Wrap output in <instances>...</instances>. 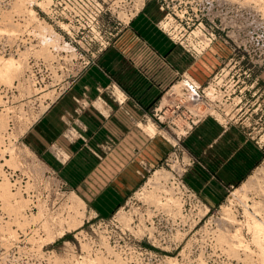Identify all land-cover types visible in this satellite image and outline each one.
Masks as SVG:
<instances>
[{"label": "rangeland", "instance_id": "rangeland-1", "mask_svg": "<svg viewBox=\"0 0 264 264\" xmlns=\"http://www.w3.org/2000/svg\"><path fill=\"white\" fill-rule=\"evenodd\" d=\"M242 1L239 0L237 2L234 0L231 2L234 4L238 3L243 7H247L250 11H254L257 15L259 14L262 18V21H260L261 23H263L262 27L250 31V34H252V38L250 37L251 41L246 45V48L244 45L240 46L235 43L233 44V42L227 37L226 33H216L217 38L214 43H220L221 45V48L219 46V48L222 50V53L219 55L221 57V60L218 63V68L212 78L206 84L199 85L200 88H206L207 85L210 86L212 84L213 92L211 95L206 96L214 102L209 103L210 105H212L211 109L216 111L220 115V117L223 118V120L219 119L220 122H222L223 124L230 123L243 126V128L248 131V135L251 138H254L255 141H258V139H260L261 145H263L264 0ZM3 2L4 0H0V4ZM53 2L55 4V0H53ZM13 3L14 0H9V7L5 11L3 9L1 10L0 17L4 12L3 14L5 20L1 21L0 19V23H4L3 27H1L2 25L0 24L1 29L6 30L7 27L11 30L12 27L20 23V25L23 26L21 27V29L15 27V30L17 32L13 35H16L23 28L30 29L31 32H34L42 31L41 28L44 26L52 27L55 32L62 37L60 38L61 46L66 43L70 46V48L74 50L73 52L75 53L71 51H65L64 49L55 50L51 47L49 49L50 57L38 55L43 49L42 46H39L38 36L34 35L38 40L36 42L37 47L31 44L19 50L15 55H1V57L9 58L12 56L18 59L19 54L25 51V49H30L31 47L33 48V52H29L28 56L24 60V67H22L23 69L20 70L18 75H16L18 77H15L11 84H6V82L0 81V84H4L5 87L16 89V92H13L11 94V99L9 98V100H11V103L8 104L4 97V102H7V104L4 106L3 114L5 115L7 121H4V115L0 112V123L2 124H0V127L6 130L7 124L9 128V115L12 112L16 113L17 123L15 129H13L12 132L14 136H11L14 139L20 141L22 150L20 149L19 151L25 153L27 156L32 157V162L34 166H36V168L31 169L33 173H35V176L37 178H43L46 184L50 182V184L52 185V190H50L48 194L43 190L40 192L39 196L41 198V206L44 207L43 209L47 210H44V214L46 213V217L48 214V217H44L45 219H48L49 226L51 225L50 232H53L55 240L43 242V240L45 241L47 237L46 231H43L42 227L44 218H42V221L38 220L39 222L30 221L28 222L29 224H26L27 226L24 225L23 227L20 225L21 223H23L21 217H18V220H16V217L14 215H11V217L8 211H6V209H3L4 207L0 202V264H107L110 261L116 260L114 255L120 256L124 260V262H126L125 264H169L168 261L170 260H175L174 262H177L178 264H261L259 259L260 250L257 248V246L254 245L252 241V235L251 233H249L246 227V214L244 212L246 209L244 206H241V203L233 202V204L229 203V200L232 197V194L236 193L239 189H242L241 187L246 185L247 181L248 183L250 180L253 181L254 177V181H256V179L260 181L261 178L263 181L264 172L262 174L260 173V175L259 172L264 171H260L261 169H264V158L258 164L257 168H255V170H253L249 174V176L244 178L242 181H240L230 189L225 201L220 206L212 208L203 203V201L200 200L199 197L196 196V194H194L193 192L189 194L182 187V184L186 185L184 181V175L187 169L186 167L189 164V160L185 155L184 150L182 149V140L186 135L180 137L182 134L180 132H176L177 130L169 131L166 129L160 130L158 128L165 137L167 136V139L168 137H173L172 139L176 140L175 146L170 142L174 146V150L170 154L171 156L169 157L168 161L164 162V164L159 168H155L154 170H152L146 176L141 186L128 196L126 202L120 208H118V210H116V212L112 216H110L109 218L98 217L86 206L85 210L83 211L85 214L82 226L78 229L70 230L71 232L66 231V228H63V230L65 229V236H63L62 238H59L57 236L59 231L62 230V227L59 226V220L67 218L69 212L68 207H70L71 205L70 199L72 197L73 191L67 189V187L61 188L60 184L63 182H61L58 175H56L50 169L46 168L37 157L32 155V153L24 147L22 139L20 140V138H22V136L24 135V133H22L23 129L29 128L30 125L34 123V121H36L48 107L46 106L47 104H45L47 102V98L46 96H44V92H42L39 96H36V94L32 93L31 99L26 95L27 91H25V88L27 86H32V84H34V89L32 91L36 89L35 83L32 82L28 77V61L32 57L36 60L42 59V61H45L50 65V69L54 76V78L51 79L50 84H66L69 81L70 76H75L80 69L79 63H81L80 59L83 58V55L89 54L94 58L99 52H102L103 50L108 48L110 46L111 40L114 37H117L120 32H122L124 27H126V25H128L132 21V19L137 14H139L140 11L144 10L146 6L150 5L151 3H155L158 6L159 11L162 13V17L157 25L162 32L163 30L160 24L164 20L166 14L160 9L161 4L156 0L144 1V5H141L142 7L140 6L141 9L139 10V12L136 10V7L140 3H138L136 0H81L79 1L80 12H77L80 15L75 19V22L76 20H80V23L75 24L74 22H71L72 26L77 27L78 29L77 31L71 30L74 36H70L65 33L61 29V27H59V24L54 22L55 19L53 15L49 14L51 12V8L48 9V12L41 6L34 5L31 6V8L30 6L25 5L24 7L27 6L30 10L32 9L36 13V20L34 22L36 24H32L33 20L31 19V21L29 17L26 18V13L24 14L23 12L28 11L27 7L26 10L23 11L22 9H25L23 7H20L21 11H19L20 9L18 7L16 9L14 8V10L12 9ZM54 4H52V6ZM49 6H51V4H49L48 7ZM128 15H130L131 20L128 24H126L121 16L127 17ZM5 22H7L9 26L5 24ZM83 22L86 23V29L79 30V27L81 28L85 26ZM11 23L15 25L13 26ZM64 24L71 25L67 23ZM4 25L6 26L4 27ZM258 25H260V23H258ZM12 30H14V28ZM23 33L24 32H21V34ZM235 33L238 36L241 33L242 38L246 36L241 30L240 33L239 30L235 31ZM240 41L241 39H239V43ZM29 43H31V41ZM215 44H213L212 46H214ZM210 49L211 48H208L207 51L203 52V55L191 56L194 59H199L203 57ZM35 50L39 51L38 54L37 52H34ZM61 59L65 60V62L69 63V66H71L68 72L58 73V70H61L62 66L61 62H59ZM85 60L89 61V59ZM54 62L56 65L55 68H53L54 65H52ZM75 66H77L78 69L74 71ZM188 75L190 76V74L185 72L184 74L177 77L167 88L166 92L171 86L173 87L172 90L174 88H179L178 90H180L181 87L183 88L184 82H188L189 80L182 79L183 81H181V76H183V78H187ZM50 84L48 83L46 85L45 90L47 89L48 92H52L54 96H52V98L49 97L48 102L54 101V99L58 96L55 89L50 88ZM180 84L182 86H180ZM177 86L179 87L177 88ZM20 95H23V97H21ZM38 97H40V99ZM24 99L27 100L20 103V101ZM209 99L208 101H210ZM27 101H31L30 103L32 104L35 101H39V113L27 114V111L23 110ZM15 103L16 105H12ZM166 103L167 96H165L162 100L163 105L161 106H164ZM203 112V114L207 113L205 115V119L214 118L216 120L218 117L217 115L210 116L207 108H203ZM205 119H203L202 121H204ZM224 120H226V122H224ZM150 122H152L156 126L153 121ZM173 133H178L177 137L174 136ZM160 171L169 175L167 187L169 189H174V195H176L174 198L175 201H179L180 199V207L183 205V207H181L180 209H178L176 204L174 206L173 203V205L170 204V206L172 205L171 207L174 208L166 207V209H163V211L162 209H160L159 211L158 208H155L148 202L144 200L139 201L138 199H136V193L147 185L150 179L155 176L154 174L156 172L158 173ZM261 175L263 176L260 178ZM163 180L161 184H164L165 179ZM256 182L258 183V181ZM261 183L262 182L260 181L258 183L259 185L257 184L258 187L264 186V182L262 184ZM11 184L15 185L12 182ZM27 184L31 185L30 189L28 190L31 191L33 185L30 182H28ZM158 185L159 184L156 183L153 186H149L148 188L151 190V188L153 189ZM253 185H255V182L253 183ZM20 187L22 188V186ZM185 187L189 189L187 186ZM258 187L256 186L254 188ZM252 188L249 190H252L253 192L251 191L250 193L249 191H247L249 193H246L249 203L247 202V200L246 202L249 205L250 213H253L252 208L250 207L253 206L254 203H264V198H261V196H263V193H261L262 190L258 191V189L262 188L259 187L258 189H256L258 193L254 190V188ZM15 190L17 192L18 189ZM24 191L25 188L22 191V197L26 200H29L27 196L24 195ZM227 204H232V207L228 206ZM175 207H177V209ZM37 208V206H30L27 208V210L24 211L23 215L25 217L28 216V218L30 219L33 214H37ZM169 208L175 209V212L174 210H172L168 213V210H171ZM225 208L228 209H226L227 212H225ZM177 210H182L181 213L179 212L181 215L177 213ZM120 211H122V214L119 215V217L121 218H118L117 214ZM149 212H152V216H150ZM170 212L172 214H170ZM229 212L230 216H228ZM174 213L177 215H173ZM168 214H170L171 216H169ZM174 216L178 217L175 218ZM226 218H228L229 220L231 218H234L237 222L235 221V223L234 221H232L234 223V225H232L230 224V221L234 219H231L230 221L227 219L229 221L228 222ZM236 229H240L239 231L242 230L241 235L243 237V240L250 245L251 251L250 253H245V255L244 252H240V259H238V257L232 256V254L229 255L230 253L228 252L227 245H222L223 243H220L218 239L219 237L217 238V235L220 236L219 233H231L233 235L235 234L234 230ZM55 232L57 234H55ZM152 234L154 235L153 237ZM181 234H183V236ZM39 238H41L42 240H40ZM41 241L44 244H47L44 245L41 243ZM107 248H111V251L107 250ZM225 250L227 251L225 252ZM108 251L111 253H109ZM98 258L101 260H99Z\"/></svg>", "mask_w": 264, "mask_h": 264}, {"label": "crops", "instance_id": "crops-1", "mask_svg": "<svg viewBox=\"0 0 264 264\" xmlns=\"http://www.w3.org/2000/svg\"><path fill=\"white\" fill-rule=\"evenodd\" d=\"M161 17L151 3L108 48L94 58L83 55L91 64L83 68L80 61L76 76L58 86V96L21 138L98 217L112 216L171 156L174 146L160 127L155 136L142 128L153 121L167 88L185 72L206 84L221 60L220 43L192 58L158 28ZM182 149L189 160L186 186L212 208L264 158V144L243 126L214 118L194 127Z\"/></svg>", "mask_w": 264, "mask_h": 264}, {"label": "built area", "instance_id": "built-area-1", "mask_svg": "<svg viewBox=\"0 0 264 264\" xmlns=\"http://www.w3.org/2000/svg\"><path fill=\"white\" fill-rule=\"evenodd\" d=\"M79 1L81 0H55V4L51 7V13L49 14L53 15L55 19L54 22L57 24L61 22L67 24L74 22L75 24H79L80 20H76L75 22L77 16L80 15L78 14L80 12ZM156 1L161 4L160 9L166 14L164 20L160 24L163 33L165 32L172 42L181 46V48H183L187 53L194 56H199V52H197L195 45L198 48L202 44V39L195 36V32L197 30H203L207 38L213 40V42L217 38L216 33H226L229 38L228 33L230 31L237 29L240 33L241 30L246 36L244 35L245 37L242 38L240 33V39L241 41L247 39V42L244 44L240 41V44L244 45L246 48V45L251 41L250 36L252 34H250V31L259 29L263 25V23L260 22L262 21V18L259 14L257 15L254 11H250L247 7H243L238 3L234 4L231 0ZM8 7L9 0H4V2L0 4V14L2 9L5 11ZM52 9H54V11H52ZM164 22L170 23V26L166 28L163 25ZM233 22L236 23V26L233 25ZM258 23H260V25H258ZM83 24L85 26L81 28L79 27V30L86 29V23L83 22ZM224 24H228V26L226 27ZM174 28H176L177 32H174ZM21 32L24 33L21 34ZM30 41L31 43H29ZM37 41L38 40L33 37L30 29L23 28L19 33L11 37L0 34V55H15L19 50L23 49L27 45L33 44V46H37ZM80 61L82 62L83 68H86L91 64V60L86 61L80 59ZM59 62H61L62 66L61 70H58V73L68 72L71 67L69 66V63H66L63 59ZM28 63V77L35 83L36 89H45L46 85L48 83L50 84L51 79L54 78L50 65L45 61H42V59L36 60L33 57L29 59ZM52 65H54L53 68L56 67L55 62ZM76 69H78L77 66L74 67V71ZM71 76L73 77V75ZM183 76H181V81L184 79L187 80V78H183ZM60 84L61 83L50 84V88L55 89L57 92ZM207 87H209V85H207L206 88ZM172 88L173 87L171 86L165 93V96H167V103L164 106H161L163 98L153 109L152 119L153 122L161 129L169 131L177 130V132L183 133V135H181V137H183L187 135L195 126L200 124L203 119H205L203 108H207V110L212 108L209 103L214 102L206 96L205 87L197 88L194 84H191V86L181 87L179 91L172 90ZM13 92H16L15 88H8L0 84L1 96L3 100L5 97L8 104L11 103L9 98L11 99V94ZM41 93L42 92L36 94V96H39ZM38 98L40 99V97ZM208 99L210 101H208ZM26 100L27 99L21 100L20 103L25 102ZM46 101H48V99ZM30 102L31 101H27L25 103L23 110L27 111V114L39 113V101H35L33 104ZM45 104H47V102ZM12 105H16V103ZM0 108L4 111V106H1ZM9 116L10 120L8 131L0 134V179L7 177L18 187L22 186L23 190L25 188L24 186L30 182L33 185V188L31 191H24L23 193L29 199L30 206L36 207L37 203L41 200L39 196L40 192L44 190L48 194V192L52 190V185L50 182L46 184L43 178L41 179L35 176V173H33L31 169L34 168V164L31 159L32 157L19 151V149L22 150L20 141L15 140L11 136L17 123V116L16 113L13 112ZM173 135L177 137L176 133H173ZM257 142L261 144L260 139H258ZM14 151L15 153H18L19 160L23 163L21 168L16 170L12 169L9 165H5V159H3V157L10 159L11 152ZM60 185L61 188L66 187L63 183ZM185 186L186 185L182 184L183 189L186 190L187 193H192V191L187 189Z\"/></svg>", "mask_w": 264, "mask_h": 264}, {"label": "bare ground", "instance_id": "bare-ground-1", "mask_svg": "<svg viewBox=\"0 0 264 264\" xmlns=\"http://www.w3.org/2000/svg\"><path fill=\"white\" fill-rule=\"evenodd\" d=\"M138 3H140V4H138V6L136 7V10L139 12V10L141 9L140 8V6L141 5H144L143 3H144V1H146V0H136ZM231 1H234V0H231ZM235 1H239V0H235ZM242 1V0H241ZM243 2V1H242ZM240 3V2H239ZM49 4H51V6H52V4H54V2H53V0H14V3H13V7H12V9H16L17 7L20 9V7L22 8H25V9H22V11L23 10H26V7L27 6H34V5H37V6H41L43 9H45L46 11H48L49 12V8H51V6H49L48 7V5ZM25 5H27L26 7H24ZM142 7V6H141ZM32 8V7H31ZM262 8V7H261ZM14 9V10H15ZM27 9H28V11H23L24 12V14L26 13V15H25V17L27 18V17H29L30 18V20L33 22L32 24H36V23H34L35 22V18H36V13H35V11L34 10H30L28 7H27ZM263 9V8H262ZM17 11H18V9H17ZM19 11H21V9L19 10ZM52 11H54V10H52ZM261 11V10H260ZM263 12H264V9H263ZM4 13V12H3ZM2 13V16L0 17V19H1V21L3 20V21H5L4 20V14ZM22 13V12H21ZM51 13V12H50ZM6 14V13H5ZM23 14V13H22ZM264 15V14H263ZM9 16V15H8ZM132 16V15H131ZM120 17V16H119ZM122 17V19L125 21V23L126 24H128L129 23V21L131 20V17H130V15H128L127 17L125 16H121ZM6 18V17H5ZM8 19V18H7ZM10 20H12V19H10ZM0 21V22H1ZM7 21V20H6ZM225 21V20H224ZM37 23H39V22H37ZM1 24V23H0ZM4 24V23H3ZM3 24H1L2 26L1 27H3ZM5 24H7V22H5ZM12 25H13V23H11ZM28 24V23H27ZM30 24V23H29ZM39 24H41V23H39ZM8 25V24H7ZM12 25H10V26H12ZM15 25V24H14ZM13 25V26H14ZM19 25V26H18ZM163 25L166 27V28H168L169 26H170V23H163ZM226 27L228 26V24H224ZM233 25L234 26H236V23L235 22H233ZM6 25H4V27H5ZM9 26V25H8ZM23 25H20V23H18V24H16L14 27H12V29L14 28V30H10L9 28H7L6 27V30H4V29H1L0 28V34H2V35H4V36H9V37H11V36H15V35H13V34H15L17 31L15 30V27H18V28H20L21 29V27H22ZM82 26V25H81ZM59 27H61V29L65 32V33H67L68 35H70V36H74L73 34H72V31L71 30H75V31H77V27H73L72 26V24L71 25H66V24H64V23H59ZM11 28V27H10ZM8 29V30H7ZM42 29V31H34V32H31L32 34H33V37H35V36H38V40H39V46H42V49L43 50H41L40 51V53L38 54V52L39 51H34V52H37V54L38 55H42V56H45V57H50L49 55V49L52 47L53 49H55V50H57V49H64L65 51H71V52H73L74 50L72 49V48H70V46L68 45V44H66V43H64V45H62L61 46V39L60 38H62L59 34H57L56 32H55V30L52 28V27H42L41 28ZM235 31H237V29L235 30ZM235 31H231L230 33H228V36H229V38L232 40V42H233V44L234 43H237V45H240L241 46V44L239 43V39H240V35L238 36V35H236V33H235ZM96 32V31H95ZM174 32H177L176 31V28H174ZM12 34V35H11ZM238 34V33H237ZM35 35V36H34ZM195 36L196 37H198V38H200V39H202V44L200 45V47H196V45H195V48L197 49V52H199V54L198 55H203V51L205 52V51H207V49L208 48H212L213 46V44H215L214 42H213V40H211V39H209V38H207V36L205 35V32L203 31V30H197L196 32H195ZM251 37V36H250ZM252 38V37H251ZM247 42V40L245 39V40H243V42L242 43H246ZM184 44V43H183ZM239 46V47H240ZM37 47V46H36ZM35 47V48H36ZM32 48V47H31ZM29 49V48H27V49H25V51H23V52H21L20 54H19V58L17 59L16 57H9V58H6V57H1V55H0V81L1 82H6V84L7 83H12V81H13V79L15 78V77H18V76H16V75H18V73L20 72V70H22L23 68L22 67H24V60H25V58L28 56V54H29V52H33V48L32 49ZM54 50V51H55ZM63 50V51H64ZM62 51V50H61ZM66 53V52H65ZM73 53H75V52H73ZM72 54V53H71ZM77 57V56H76ZM47 59V58H46ZM189 76V75H188ZM187 76V79L190 81H186V82H184V85L183 86H191V84H194V86H196L197 88H199L200 87V85L191 77V76H189L188 77ZM2 84V83H1ZM181 84H182V82H181ZM180 84V86H182ZM221 84H222V81H221ZM2 85H4V84H2ZM34 84H32V86H27L26 88H25V91H27V96L29 97V98H31V96H32V93L33 94H39L40 92H44L45 93V95L44 96H46V98L48 99L49 97H51L52 98V96H54L53 95V93L52 92H48V90L46 89H42L43 91H40L39 89H35L34 91H32L34 88ZM179 86H177V88H178ZM213 87H212V84L208 87V88H205V94L206 95H211L212 94V92H213V89H212ZM175 89V88H174ZM173 89V90H174ZM179 89V88H178ZM178 89H175V90H178ZM181 89V88H180ZM179 91V90H178ZM230 94V93H229ZM21 97H23V95H20ZM118 97L121 99V98H123L124 96L121 94V92H119L118 91ZM7 104V102H4V100H3V98H2V96H1V93H0V107L1 106H5ZM163 105V104H162ZM212 106V105H211ZM208 113H210L209 115L210 116H218L217 117V119L216 120H218L219 122H220V120H223V118L222 117H220V115L216 112V111H214L213 109H211V108H209L208 110ZM0 112H1V114H3L4 113V111H2L1 110V108H0ZM204 113V112H203ZM207 113H205L204 115H206ZM230 114V113H229ZM4 115V114H3ZM222 116V115H221ZM225 116V115H224ZM4 118H5V115H4ZM220 119V120H219ZM234 119V118H233ZM236 119V118H235ZM6 120V118L4 119V121ZM9 120H10V118H9ZM9 120H8V123H9ZM231 120V119H230ZM2 121H3V118H2ZM1 121V122H2ZM7 121V120H6ZM5 121V122H6ZM224 122H226V120H224ZM1 124V123H0ZM5 124V123H4ZM2 125V124H1ZM5 126V125H4ZM6 126H7V128H6V130H4L2 127H0V134H3V133H6L7 131H8V125L6 124ZM28 127V126H27ZM142 128L149 134V135H151V136H155L156 135V133L158 132V130H157V128H156V126L153 124V123H150L149 122V124L148 125H142ZM15 129V128H14ZM17 130V129H16ZM28 130V128H24L23 129V132L22 133H26V131ZM177 132V131H176ZM166 134V133H165ZM182 135H183V133H181ZM12 136H14L13 134H11ZM167 135V134H166ZM177 135H178V133H177ZM184 135H185V133H184ZM180 136V135H179ZM181 137V136H180ZM166 138H167V136H166ZM173 138V137H172ZM172 138H170V137H168V140H170L169 142H171L174 146L176 145V140H174V139H172ZM16 140V139H15ZM20 150V149H19ZM3 159H5V165H9L10 167H12V169H17V168H21V166L23 165V163H22V161L21 160H19V155H18V153H15V151L14 152H11V155H10V159H6V158H4L3 157ZM264 167V166H263ZM34 168H36V166H34ZM262 170H264V169H261L260 171H262ZM264 171H262V172H259V175H260V173L262 174ZM157 173V172H156ZM154 174L155 176H153V178H151L150 179V181L147 183V185L145 186V187H143V189H141L139 192H137L136 193V195H135V197H136V199H138L139 201L141 200H144V201H146V202H148L150 205H152V206H154L155 208H158L159 209V211H160V209H162V211H163V209H166V207L168 208V207H171L172 205H173V203H174V206H175V204L177 205V207H178V209H180L181 207H183V205L180 207V199H179V201H175L174 200V198H175V196L176 195H174L175 193H174V189H172V188H168L167 187V182H168V174H166V173H164V172H158L157 174ZM258 174V173H257ZM259 175H258V177H259ZM264 175V174H263ZM263 175H261L260 176V178L263 176ZM255 176V175H254ZM257 176V175H256ZM257 177V178H258ZM259 178V179H260ZM263 178H264V176H263ZM163 179H165V182H164V184L162 183L161 184V182H162V180ZM254 180H255V177H254ZM253 180V181H254ZM164 181V180H163ZM253 181H249V183H248V181L246 182V185H244L243 187H241L242 189H237L238 191L236 192V193H234V194H232L231 196V198H230V200H229V203H233V202H238V203H241L242 205L241 206H244L245 207V218H246V227H247V229H248V231H249V233H251V235H252V241H253V243H254V245L255 246H257V248L260 250V256H259V259H260V263L261 264H264V203H262V202H258V203H254L253 204V206H251L250 208H252V211H253V213H250L249 212V205L247 204V202L249 201L248 199H247V196H246V193L248 194L249 192L251 193V191L252 190H249V189H251L253 186L254 187H258V183L261 181L262 183L264 182V179H263V181H262V178L260 179V181L259 180H257L256 179V181H258V183L256 182V181H254L255 182V185H253ZM159 184L158 186H156V187H154L153 189L151 188V190L148 188L149 186H153L154 184ZM258 185H257V184ZM261 183V184H262ZM263 185H264V183H263ZM30 186L31 185H29V184H27V186L25 187V191H28L29 189H30ZM13 187H14V190H13ZM253 187V188H254ZM259 187H261L262 189H258ZM258 188H254V190L256 191V189H258V191H260V190H262L261 191V193H263V196H261V198H264V186L262 187V186H259ZM252 188V189H253ZM15 189H18L17 190V192H16V190ZM21 189H23V188H21V187H18L17 185H12L11 184V181L7 178V177H5V178H3V179H0V202H1V204L3 205V209L5 210L6 209V211H8V213L10 214V216L11 215H14L15 217H16V220H18L20 217H21V220L23 221V223H21L20 225L21 226H23L24 227V225H26L28 222H36V221H38V220H40V221H42V218H44V220H43V222H42V227H43V231H46V234H47V237H46V240L44 241L43 240V242H49V241H53V240H55V236H54V234H53V232L51 231L50 232V226H49V222H48V219H45V214H44V210H46V209H43L44 207L43 206H41L42 204H41V201L40 202H38V205H37V209H38V212H37V214L36 215H32L31 216V218L29 219L28 218V216L27 217H25L24 215H23V213H24V211L25 210H27V208L28 207H30V201L29 200H26V199H24L22 196V191L23 190H21ZM247 191H249V192H247ZM253 192V191H252ZM257 192V191H256ZM258 193V192H257ZM261 193H259V194H261ZM260 196V195H259ZM246 200H247V202H246ZM263 202H264V200H263ZM145 203V202H144ZM237 203V204H238ZM249 203V202H248ZM70 207H68L69 208V212H68V215H67V218H65V219H62V220H59L60 221V225L59 226H61L60 228L62 229H60L61 231H59V233H58V237L59 238H62L63 236H65V229L63 230V228H66V231H70V230H75V229H78L79 227H81L82 226V223H83V219H84V210H85V208H86V205H85V203L77 196V195H75L74 193L72 194V197H71V199H70ZM170 204H172L171 206H170ZM234 204V203H233ZM67 205H69V204H67ZM179 205V206H178ZM228 205V204H227ZM232 205V204H231ZM231 205H228V206H231ZM177 207H175L176 209H177ZM232 207V206H231ZM231 207H230V210H231ZM152 208V207H151ZM171 208H174V207H171ZM171 208H169V209H171ZM224 208V207H223ZM229 208V207H228ZM183 209V208H182ZM227 208H225L224 210H226ZM244 209V208H243ZM168 210V209H167ZM167 210H165V211H167ZM172 210H174V212H175V209H171V210H168V213H169V211H172ZM228 210V209H227ZM227 210L225 211V212H227ZM229 210V211H230ZM47 211V210H46ZM158 211V210H157ZM164 211V212H165ZM178 211V210H177ZM181 213L182 212V210H179L177 213ZM179 213V214H180ZM122 214V211H120L118 214H117V217L118 218H121V217H119V215H121ZM149 214H150V216H152V212L150 213L149 212ZM166 214H167V212H166ZM170 214H172L171 212H170ZM170 214H168L169 216H171ZM227 214V213H226ZM173 215H177V214H173ZM181 215V214H180ZM228 215V214H227ZM226 215V216H227ZM234 215V214H233ZM45 216V217H44ZM228 216H230V212H229V215ZM12 217V216H11ZM19 217V218H18ZM47 217H48V214H47ZM46 217V218H47ZM175 217V216H174ZM178 217V216H177ZM177 217H175V218H177ZM181 217V216H180ZM224 217H225V215H224ZM232 217V216H231ZM183 218H185V217H183ZM228 218H230V217H228ZM228 218H226V220L228 219ZM257 218H259V219H257ZM174 219V218H173ZM231 219H234V218H231ZM230 219V220H231ZM184 220V219H183ZM229 220V219H228ZM227 220V221H228ZM229 220V221H230ZM129 221H131V220H129ZM228 221V222H229ZM232 221H236L235 219L234 220H231L230 221V224H232V225H234V223L232 222ZM20 222V221H19ZM39 222V221H38ZM57 222V221H56ZM237 222V221H236ZM235 222V223H236ZM8 223V222H7ZM17 224V223H16ZM29 224V223H28ZM57 224V223H56ZM59 224V223H58ZM10 225V224H9ZM128 225H129V223H128ZM235 225H237V224H235ZM240 225V224H239ZM27 226V225H26ZM241 226V225H240ZM9 227V226H8ZM10 229H11V227H10ZM54 229V228H53ZM230 229V228H229ZM240 230V229H239ZM238 229H236V230H234L235 231V234H231V233H219L220 234V236H218L217 235V238L219 239V241H220V243L222 244V245H227V249H228V252L230 253L229 255H231L232 254V256H234V257H238V259H240L239 258V255H241V254H239L240 252H244V255H245V253H247V252H251L250 251V245L247 243V242H245L244 240H243V237H242V235H241V231H239ZM150 231H152V230H150ZM221 231V230H220ZM71 232V231H70ZM154 232V231H153ZM12 233V232H11ZM35 234V233H34ZM55 234H57L56 232H55ZM15 235V234H14ZM150 235H151V233H150ZM182 236H183V234H181ZM154 235L152 234V237H153ZM40 240H42L41 238H39ZM156 239V238H155ZM39 241V240H38ZM42 241H41V243L42 244H44ZM38 243V242H37ZM40 243V242H39ZM51 243V242H50ZM47 243H45L44 245H46ZM43 247V246H42ZM86 248V247H85ZM108 248H109V246H108ZM107 248V250H110V249H108ZM90 249V248H89ZM89 249H87V250H89ZM87 250H86V252H87ZM111 251V250H110ZM223 251H224V249H223ZM227 250H225V252H226ZM109 252V251H108ZM109 253H111V252H109ZM113 254V253H112ZM110 255V254H109ZM243 255V254H242ZM113 256V255H112ZM115 256V258H116V260L115 261H110L109 263H107V264H125L126 262H124V260L120 257V256H118V255H114ZM230 257V256H229ZM99 259V258H98ZM97 259V260H98ZM248 259V258H247ZM99 260H101V259H99ZM107 260V259H106ZM105 260V261H106ZM54 261H56V260H54ZM84 261V260H83ZM175 261V260H174ZM174 261H172V260H170V261H168L169 262V264H178L177 262H174ZM238 261V260H237ZM129 263V262H128Z\"/></svg>", "mask_w": 264, "mask_h": 264}]
</instances>
